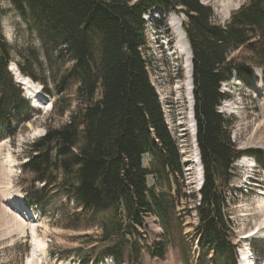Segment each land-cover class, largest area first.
<instances>
[{
	"label": "trees",
	"instance_id": "1",
	"mask_svg": "<svg viewBox=\"0 0 264 264\" xmlns=\"http://www.w3.org/2000/svg\"><path fill=\"white\" fill-rule=\"evenodd\" d=\"M7 1L38 20L41 48H28L16 61L20 73L48 87L41 59L52 62L55 54L68 55L78 81V108L71 111L69 121L48 126L26 150L23 168L28 176L21 184L28 204L43 206L48 189L73 197L82 212H74L79 220L91 215L99 220V237H79L83 244H93V250L102 248L91 261L111 255L123 264L128 250L129 263L138 264L145 218L155 216L164 227L162 241L150 249L164 258L175 238L177 220L182 224L175 207L182 199L193 198L190 210L196 213L194 231L201 243L196 264H238L228 188L233 163L250 151L236 148L232 121L219 106L228 97L222 82L255 66L264 70V0H247L225 23L217 22L214 8L200 0ZM157 7L166 14L185 15L182 28L192 50L193 116L204 181L191 195L184 193L183 155L144 53L149 44L145 15ZM240 50L249 55L245 58ZM13 59L0 17V123L9 127L14 112L28 105L9 69ZM70 108L67 105L60 115ZM147 154L152 160L145 166ZM149 176L158 183L150 186ZM35 182L43 186L36 187ZM159 184L164 190L158 189ZM178 237L187 238L183 229ZM61 252L67 257L82 255L74 249ZM182 257L188 260L187 253Z\"/></svg>",
	"mask_w": 264,
	"mask_h": 264
},
{
	"label": "rangeland",
	"instance_id": "2",
	"mask_svg": "<svg viewBox=\"0 0 264 264\" xmlns=\"http://www.w3.org/2000/svg\"><path fill=\"white\" fill-rule=\"evenodd\" d=\"M202 2L214 8L217 22L225 23L230 19L232 12L247 0ZM0 17L4 36L11 45L14 57L9 63V69L18 81L12 64L21 61L23 53H28V48L33 47L37 50L41 48L37 35L38 20L32 15H23L7 0H0ZM147 18L149 44L144 53L149 61L151 81L160 95L167 121L183 155L187 179L184 193L191 195L199 190L200 167L196 162L190 126L189 85L184 66L187 54L176 53L178 37L174 32L178 28L177 21L181 20L182 24L185 15L173 12L161 15L158 19L151 13ZM182 43L186 45L184 38ZM240 51L245 58L249 55L244 50ZM41 60L44 62V73L50 79L48 87L41 86L48 107L44 109L34 106L24 95L28 105L14 113L15 119L11 121V127L0 123V166L3 165L9 171L4 193L0 191L2 199L0 204L12 203L13 200L14 203H20L19 211H16L17 207L15 209L7 207L6 211L11 217L8 221L10 223L6 225L0 223L3 227L0 229V264H118L111 255L105 256L99 262L91 261V255L97 254L102 248L96 246L93 250L91 247L93 244H83L79 237L86 234L99 237L100 228L97 226L99 220L94 215L79 220L74 212L77 211L78 214L82 212L73 197L58 189H48L44 192L48 195L43 206L28 205L26 188L21 184L28 176L23 168L27 161L26 150L29 149L31 142L46 133L48 126L51 124L57 126L69 121L71 111L78 108L76 107L78 81L73 75L74 64L70 57L55 54L52 56V62L44 58ZM37 72L41 74V68ZM263 72V68L255 66L252 71L245 74L235 72L230 80L222 84V90L228 97L220 109L232 121V141L237 149L250 151L234 163L233 179L228 188L235 237L241 250L238 264H249L251 259L255 264H264V206L261 207L264 205ZM59 89L63 90L62 94L58 93ZM29 92L27 89V96ZM31 92L35 94L34 91ZM67 105H71L69 111L60 115V111ZM151 160L150 155H145L146 166ZM148 182L150 186H154L158 180L149 176ZM34 184L36 187L43 186L41 182ZM162 188L164 190L159 184L158 189ZM20 201H23V204ZM194 206L195 199L184 198L175 207L177 216L181 215L182 224L177 220L179 226L176 227L175 238L170 242L164 258H159L150 251L152 245L162 241L164 227L155 216L145 218L146 228L143 229L145 236L141 238L144 249L138 264H194L201 245L194 231L198 219L196 213L190 210ZM32 213L30 217L29 214ZM20 214H25V218L23 219ZM74 218L77 219L75 223ZM182 229L187 235L185 241L178 237V231ZM66 249L81 251L82 255L67 257L61 252ZM183 252L187 253L188 260L182 257ZM212 255H208L210 260L214 259ZM123 264H130L128 250L125 252ZM210 264L217 263L210 261Z\"/></svg>",
	"mask_w": 264,
	"mask_h": 264
},
{
	"label": "bare ground",
	"instance_id": "3",
	"mask_svg": "<svg viewBox=\"0 0 264 264\" xmlns=\"http://www.w3.org/2000/svg\"><path fill=\"white\" fill-rule=\"evenodd\" d=\"M177 24H178V28H176V30L174 31L178 37V39L176 41L178 44V46L176 47V53L187 54V58L184 61L185 62L184 66L186 69V79H187L188 85H189V116L191 119V125L190 126H191V134L193 137V144H194V148H195L194 153L196 154V157H197L196 162L200 167L199 170H200V174L202 176V165L200 162L199 151H198V147H197V143H196L195 121H194V116H193L194 100H193V95H192V55H191V49L189 46V42H188L186 35H185V32L182 28L181 20H178ZM183 38L186 42L185 46L183 45V43L181 44ZM14 64L15 63L12 64L13 65L12 70H13L14 74L17 76L18 82L20 84H22L23 86H26V88L30 91L28 93V99H31L32 101H34V103L32 105L46 109L48 106H47V102L44 101L45 100L44 98H46V97H45V94L43 93V91H41L42 90L41 85L36 83V82H32V80L29 77L22 75L20 73V71L18 70L17 66L15 67ZM31 91H34L35 94H33ZM38 98H40V99H38ZM8 175H9V171L7 169H5V167L3 165L0 166V191H1V193H4L3 191L6 187V181H7ZM0 196H1V194H0ZM2 196H4V195H2ZM0 200H2L1 197H0ZM5 201L6 200L4 199V202ZM19 205H20V203H14V200L12 201V203L9 202L7 204L6 203L0 204V223H3L2 225H6V224L10 223L8 221H10L11 217H9L10 215H8L9 213H7V211H6V210H8L7 207L14 208V209H15V207H17L16 211H19V209H20ZM263 206L264 205H262L261 207L263 208ZM32 215H33V213L29 214L30 217ZM21 216L24 219L26 215L22 214ZM12 218H13V216H12ZM1 227L2 226L0 225V229H1ZM2 229H3V227H2Z\"/></svg>",
	"mask_w": 264,
	"mask_h": 264
},
{
	"label": "water",
	"instance_id": "4",
	"mask_svg": "<svg viewBox=\"0 0 264 264\" xmlns=\"http://www.w3.org/2000/svg\"><path fill=\"white\" fill-rule=\"evenodd\" d=\"M196 126V125H195Z\"/></svg>",
	"mask_w": 264,
	"mask_h": 264
}]
</instances>
